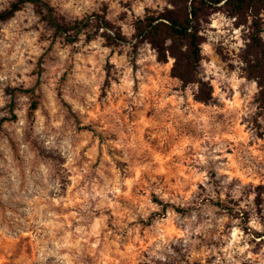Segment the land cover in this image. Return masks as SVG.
Segmentation results:
<instances>
[{
    "label": "clouds",
    "instance_id": "clouds-1",
    "mask_svg": "<svg viewBox=\"0 0 264 264\" xmlns=\"http://www.w3.org/2000/svg\"><path fill=\"white\" fill-rule=\"evenodd\" d=\"M229 2L0 0V264H264V6Z\"/></svg>",
    "mask_w": 264,
    "mask_h": 264
},
{
    "label": "trees",
    "instance_id": "trees-1",
    "mask_svg": "<svg viewBox=\"0 0 264 264\" xmlns=\"http://www.w3.org/2000/svg\"><path fill=\"white\" fill-rule=\"evenodd\" d=\"M215 2H218V0H215ZM255 6H264L259 4V0H230L228 7L231 10V13H240L241 18H244V13L247 12L249 8H253ZM16 6L13 5V8ZM207 7L209 6H202L200 8H191L190 9V16L192 18H195L197 15H203L207 12ZM102 19V18H98ZM159 22L155 24L153 27L152 20L149 19L147 28L150 30L149 35L153 37L154 46H159L160 41L158 40L163 35L172 34L174 35L177 43L181 41H187L189 39V36L187 34V28L186 26L190 23V21L187 19V17L184 15V9L181 7L177 8V12H167L166 14H162V18H158ZM253 27L256 28L257 31H259V22L254 21ZM117 39H120V37H117ZM193 46H192V55L196 56V50H195V40L193 38ZM161 51V57L163 58V49L160 48ZM249 52H253L256 55H260L261 53H264V44H261L258 39L255 38V35L252 37V44L249 46ZM261 52V53H260ZM172 54H177V48L176 44L174 42V45L172 47ZM183 57H180L177 61V65L174 68V74H180L182 78L190 79V75L187 71L184 70V64L186 62H181ZM254 75H264V63H261L260 60L257 61V63L254 65ZM35 107V105H33ZM14 116V115H13Z\"/></svg>",
    "mask_w": 264,
    "mask_h": 264
},
{
    "label": "rangeland",
    "instance_id": "rangeland-1",
    "mask_svg": "<svg viewBox=\"0 0 264 264\" xmlns=\"http://www.w3.org/2000/svg\"><path fill=\"white\" fill-rule=\"evenodd\" d=\"M218 10V9H217ZM240 22H244V20H243V18H241V21ZM236 26H239L238 24L236 25ZM254 65H252V66H250V74L251 75H254ZM35 74V73H34ZM16 119V117L15 116H12V120H15ZM0 155H2V154H0ZM46 154L44 153V152H41L40 153V157H41V159H43L44 158V156H45ZM70 195V194H69ZM65 214H67V211L65 212ZM27 248H30L31 247V241H29V243H28V245L26 246Z\"/></svg>",
    "mask_w": 264,
    "mask_h": 264
}]
</instances>
